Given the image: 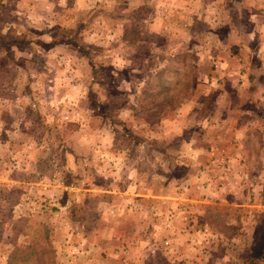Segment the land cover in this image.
<instances>
[{
	"label": "rangeland",
	"instance_id": "374dc122",
	"mask_svg": "<svg viewBox=\"0 0 264 264\" xmlns=\"http://www.w3.org/2000/svg\"><path fill=\"white\" fill-rule=\"evenodd\" d=\"M125 1L0 0V264H264L263 63L203 83ZM203 2L195 41L254 46L250 2Z\"/></svg>",
	"mask_w": 264,
	"mask_h": 264
},
{
	"label": "crops",
	"instance_id": "0c3cea01",
	"mask_svg": "<svg viewBox=\"0 0 264 264\" xmlns=\"http://www.w3.org/2000/svg\"><path fill=\"white\" fill-rule=\"evenodd\" d=\"M196 1L197 2L199 1V3L201 1V5H199L197 9L191 7L192 0H126L125 3L127 5L129 4L130 8H133L134 13H137L135 15H138L140 9H147V12L145 13L147 14V17L145 18L147 19L145 25V30L147 32L153 34L158 33L161 34V36L162 35L164 36L166 34L168 36V39H165L162 45H160V43L159 44L156 43L155 41H146L147 45L150 48L152 47L161 48L169 52L172 51L190 52V50L193 51L195 49L196 63L198 65L201 63L202 65V67L197 71V78L201 79V82L203 81V83L206 84H208L209 82L212 83V81H210L207 78L213 77L214 75H216L217 78L229 77L230 73L234 71L233 68H230V65L234 64L235 62H237V64L243 68V71H241L243 74L241 78L244 81L250 77L249 65H252L253 61H255L256 64L263 63L262 67L258 70L260 74L259 76H261L264 73V9H261L262 8L261 6H264V0H261L262 2H260V6L258 3L259 0H244L245 3L247 4L244 6V8L251 9V7L248 6V3L250 2L249 3L250 6H253L252 9L259 10V12L257 15L253 13L256 18L252 21V24L248 29L245 28V30L249 33H252L254 31L252 35L253 36L252 42L254 43V46H252L251 48L250 44H242V48L240 49V53H238V55H234V54L232 55V53H230L229 51L228 52L225 51L223 54L221 53L220 47H222L225 42L219 41L220 37L218 36V34H217L218 37L217 41H215L214 37L212 41L194 40L193 34L191 35V30L194 29V26L198 25L199 22H202L201 20L204 19L205 17V14L202 13L204 11L202 9L199 10L200 6L204 5L205 3L203 2V0H195L194 2L196 3ZM113 3H111L112 4L111 6L115 5ZM108 15L109 14H106V16ZM114 20L115 21L117 20L120 26L119 35H121L123 26L125 25V22L127 20L124 17ZM227 20L229 21L227 22V26L229 29V32L227 33L229 34L230 32L234 31L235 29L234 27L236 26L235 23L237 22L234 16L231 18L230 17L227 18ZM169 30L181 31V34L178 36L175 34L174 37H170L169 34L167 33ZM112 42H117V41H110L109 43L103 45L107 47V45H109ZM123 49L126 48L123 47ZM103 52H106V50H104ZM114 56H116L115 58L116 60H121L124 57L123 53L121 54L120 52L117 51L114 52ZM101 58L103 60L108 59L107 57H103V56H101ZM208 65H210L211 67L209 68ZM221 88H222L221 92L228 91L226 87H221ZM246 105L247 107H250L249 108L250 110H252L256 106V102H251V104L247 103ZM229 107L230 106L228 105V108ZM193 108H194L193 105H189V103H187V104H181L179 110L182 111V113L186 114L189 110ZM239 109H241V107H239ZM243 109H247V108H242L241 110L243 111ZM227 120L228 119L225 118L223 119L222 122L216 121V125H218L219 127L222 125V123H224V121L227 122ZM151 125H156V124L153 123ZM246 128L247 125L240 124L237 132L246 131L247 130ZM248 133H249L248 131L245 132V135L244 133L243 134L240 133L241 137H239L238 139L239 144L238 143L236 144L237 147L235 146V144H233L231 148L232 150L231 153L233 154L235 152L234 155L232 156V154H230L229 152L227 153V156L228 158L230 157L229 159L231 161L228 159V163H227L228 165L226 164L227 166L222 167L221 170H225L227 168L228 171L226 172L229 173L241 172L244 174L248 172L249 170L248 162L246 160L247 156L245 155L244 157L239 154L240 151H246V149L243 150L241 149L243 148L242 145H244L248 137L250 138L251 136V134L249 135ZM234 134H236V132ZM235 138L236 137H234L232 141H234ZM238 158L239 160H236ZM241 159H244L245 161L241 162ZM238 163L240 165H238Z\"/></svg>",
	"mask_w": 264,
	"mask_h": 264
},
{
	"label": "trees",
	"instance_id": "16d2710c",
	"mask_svg": "<svg viewBox=\"0 0 264 264\" xmlns=\"http://www.w3.org/2000/svg\"><path fill=\"white\" fill-rule=\"evenodd\" d=\"M176 57H177L176 59H178V60L185 61V59H188L190 57V53L186 52V53L178 54V55H176ZM167 66H170V65H167ZM159 80L162 81L161 78H159ZM48 248L49 249L51 248V244L50 243H48ZM263 249L264 248H262V250ZM49 254H51V251H50ZM52 259H54V256H51V260Z\"/></svg>",
	"mask_w": 264,
	"mask_h": 264
}]
</instances>
